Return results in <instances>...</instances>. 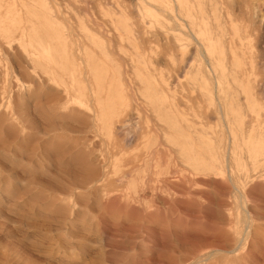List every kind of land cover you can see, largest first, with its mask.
I'll use <instances>...</instances> for the list:
<instances>
[{
  "label": "rangeland",
  "instance_id": "rangeland-1",
  "mask_svg": "<svg viewBox=\"0 0 264 264\" xmlns=\"http://www.w3.org/2000/svg\"><path fill=\"white\" fill-rule=\"evenodd\" d=\"M0 264H264V0H0Z\"/></svg>",
  "mask_w": 264,
  "mask_h": 264
},
{
  "label": "bare ground",
  "instance_id": "bare-ground-1",
  "mask_svg": "<svg viewBox=\"0 0 264 264\" xmlns=\"http://www.w3.org/2000/svg\"><path fill=\"white\" fill-rule=\"evenodd\" d=\"M256 8V7H255Z\"/></svg>",
  "mask_w": 264,
  "mask_h": 264
}]
</instances>
